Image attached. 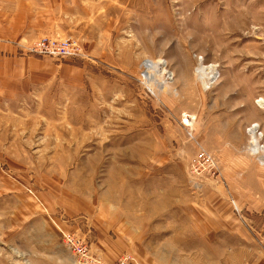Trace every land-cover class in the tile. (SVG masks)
I'll use <instances>...</instances> for the list:
<instances>
[{
  "label": "rangeland",
  "instance_id": "obj_1",
  "mask_svg": "<svg viewBox=\"0 0 264 264\" xmlns=\"http://www.w3.org/2000/svg\"><path fill=\"white\" fill-rule=\"evenodd\" d=\"M252 128L264 0H0V264H264Z\"/></svg>",
  "mask_w": 264,
  "mask_h": 264
},
{
  "label": "built area",
  "instance_id": "obj_2",
  "mask_svg": "<svg viewBox=\"0 0 264 264\" xmlns=\"http://www.w3.org/2000/svg\"><path fill=\"white\" fill-rule=\"evenodd\" d=\"M37 48H35V50L40 51V53H42L43 55L45 54L50 55V53H52L62 58L81 56V48L77 46L76 41H72L70 39H66L64 41L61 40L57 44H53L52 42L39 43ZM188 122L189 121L187 120V123ZM198 157H197L198 159L195 160V162H193L191 166V169L193 170L194 173H197L201 170L200 166L209 167L210 169L214 168L212 167L214 161L210 155L201 154ZM65 243H67L69 249L73 254L76 255V257H78L79 259L82 257L84 259L82 261H85L88 258L87 256L88 249L82 242H78L76 241L75 238L71 236H67L65 238ZM94 264H98V263H94Z\"/></svg>",
  "mask_w": 264,
  "mask_h": 264
},
{
  "label": "bare ground",
  "instance_id": "obj_3",
  "mask_svg": "<svg viewBox=\"0 0 264 264\" xmlns=\"http://www.w3.org/2000/svg\"><path fill=\"white\" fill-rule=\"evenodd\" d=\"M145 67L148 68V71L151 70V69H153V68H155V69L157 68L156 71H157L158 74H160V72L161 73H164V74H167V72L164 70L165 68L163 67V63H161V61H160V63L158 65H156V67H154V65L151 62H146ZM145 77L150 78L151 77V74L149 72H146ZM151 80H153V79H151ZM255 129L252 128L251 131H250V134L253 137V146L252 147H253V149L255 151H257L256 153H261V151H263V149H264V146L262 147L259 144V142H260L261 139L259 137H257V130H255Z\"/></svg>",
  "mask_w": 264,
  "mask_h": 264
},
{
  "label": "crops",
  "instance_id": "obj_4",
  "mask_svg": "<svg viewBox=\"0 0 264 264\" xmlns=\"http://www.w3.org/2000/svg\"><path fill=\"white\" fill-rule=\"evenodd\" d=\"M97 247H98V250L101 252L102 256H104V242L101 241V242H97L96 243ZM105 258V256H104Z\"/></svg>",
  "mask_w": 264,
  "mask_h": 264
}]
</instances>
